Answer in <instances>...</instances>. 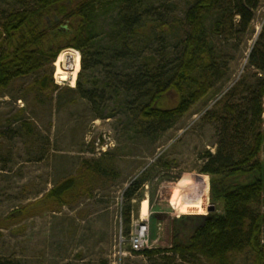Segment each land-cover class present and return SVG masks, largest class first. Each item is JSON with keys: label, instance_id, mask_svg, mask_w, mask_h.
<instances>
[{"label": "rangeland", "instance_id": "374dc122", "mask_svg": "<svg viewBox=\"0 0 264 264\" xmlns=\"http://www.w3.org/2000/svg\"><path fill=\"white\" fill-rule=\"evenodd\" d=\"M81 1L72 0L68 6ZM148 1L164 23L154 32L162 36L160 29L169 26L167 35L174 42L181 34L178 24L187 7L185 0ZM30 5L31 0H0V17ZM212 22L208 19L207 26ZM262 28L264 0L246 33L213 39L225 66L223 79L159 137L135 133L130 113L113 98L93 109L73 91L81 55L78 53L79 59L72 48L61 50L59 54H65L57 59L58 54L57 60L40 71L0 89V260L16 264H150L145 256L130 251L128 240L139 222L147 228L144 249L169 248L173 219L190 214L183 205L195 203V189L188 179L196 174L204 180L199 175L202 156L216 150L214 116L224 95L237 84L243 93L259 77L264 78L247 61ZM44 72L51 74L57 88L38 90L34 81ZM103 73L102 67L84 71L82 85L90 88L91 79L101 80ZM96 164L107 174L90 170ZM145 173L148 181L143 196H134L129 203L125 189ZM69 177H76L77 184L63 203L46 196ZM207 189L206 214L211 205L220 211V205L210 203L209 176ZM143 200L146 212L141 216ZM129 204L126 232L123 212ZM201 264L206 261L201 259ZM233 264H253V254L248 250L239 253Z\"/></svg>", "mask_w": 264, "mask_h": 264}, {"label": "trees", "instance_id": "16d2710c", "mask_svg": "<svg viewBox=\"0 0 264 264\" xmlns=\"http://www.w3.org/2000/svg\"><path fill=\"white\" fill-rule=\"evenodd\" d=\"M260 1L185 0L178 24L181 34L171 42V27L160 29L162 36L154 32L164 23L148 0H82L70 8L72 0H31L30 6L0 17V89L40 71L61 50L72 48L81 55L73 91L93 109L113 98L130 113L135 133L159 137L223 79L225 66L213 39L246 33ZM247 61L264 73V28ZM96 67H102V79L92 78L90 88L83 86V72ZM34 82L38 90L57 88L45 72ZM214 120L216 150L203 154L199 175L207 180L209 176L210 203L220 205V211L206 214L207 202L196 206L192 214L173 219L169 248L131 251L150 264H201V259L206 264H233V257L246 250L253 254V264H264V78L243 93L239 84L233 86ZM90 170L107 174L99 164ZM147 177L143 174L125 189L129 203L143 196ZM76 181L69 177L46 196L61 204ZM130 213L129 204L123 212L126 232Z\"/></svg>", "mask_w": 264, "mask_h": 264}, {"label": "bare ground", "instance_id": "6f19581e", "mask_svg": "<svg viewBox=\"0 0 264 264\" xmlns=\"http://www.w3.org/2000/svg\"><path fill=\"white\" fill-rule=\"evenodd\" d=\"M189 186H191L193 189H195V193L193 194V199H194V205H190V206H187V205H183V207L185 209H188L190 214H192L195 209H196V206H202V205H205L206 202H207V199H208V180H207V177L204 178V180L202 179H199V177L195 174H192L190 177H189ZM187 185V184H186ZM188 189V187H187ZM146 202L145 200H143V203L141 205V209H140V212H141V216L145 214L146 212ZM186 211V210H185Z\"/></svg>", "mask_w": 264, "mask_h": 264}, {"label": "built area", "instance_id": "2783aa9c", "mask_svg": "<svg viewBox=\"0 0 264 264\" xmlns=\"http://www.w3.org/2000/svg\"><path fill=\"white\" fill-rule=\"evenodd\" d=\"M73 53H75L77 56L79 52L77 51H72ZM73 58V56H72ZM80 59V56H79ZM74 67V62L72 64V68ZM56 72V71H55ZM56 78V76H55ZM54 78V79H55ZM56 82V80H55ZM142 221V219H141ZM143 222V221H142ZM147 228H146V224L139 222L136 225V228L133 230V233L130 235L129 237V245H130V251H140L143 250L147 245V238H146V232Z\"/></svg>", "mask_w": 264, "mask_h": 264}, {"label": "water", "instance_id": "95a60500", "mask_svg": "<svg viewBox=\"0 0 264 264\" xmlns=\"http://www.w3.org/2000/svg\"><path fill=\"white\" fill-rule=\"evenodd\" d=\"M213 210H214V206L213 205L207 207V211H213Z\"/></svg>", "mask_w": 264, "mask_h": 264}]
</instances>
